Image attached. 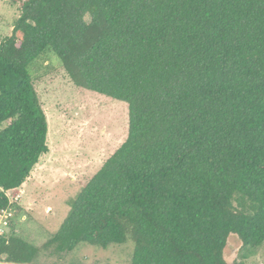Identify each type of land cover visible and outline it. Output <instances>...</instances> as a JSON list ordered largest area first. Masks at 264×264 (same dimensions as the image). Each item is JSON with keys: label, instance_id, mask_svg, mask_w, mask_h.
Here are the masks:
<instances>
[{"label": "trees", "instance_id": "16d2710c", "mask_svg": "<svg viewBox=\"0 0 264 264\" xmlns=\"http://www.w3.org/2000/svg\"><path fill=\"white\" fill-rule=\"evenodd\" d=\"M9 1L19 14L0 41V210L49 152L31 70L41 58L125 102L128 127L42 245L16 234L13 204L0 264H72L81 243L128 241L130 264H241L234 253L264 243V0Z\"/></svg>", "mask_w": 264, "mask_h": 264}, {"label": "rangeland", "instance_id": "374dc122", "mask_svg": "<svg viewBox=\"0 0 264 264\" xmlns=\"http://www.w3.org/2000/svg\"><path fill=\"white\" fill-rule=\"evenodd\" d=\"M18 14L16 5L0 0V41L11 33ZM31 70L39 78L38 92L49 123V152L36 166L43 168L21 187L24 190L15 230L23 238L31 235L42 241L58 229L68 214L67 202L79 192L81 182L95 173L126 138L128 106L123 101L77 88L53 54L38 60ZM230 237L234 250H238L237 235ZM263 247L240 250L238 262L264 264ZM133 249L132 241L107 248L81 243L64 261L130 264ZM228 260L231 262L232 258Z\"/></svg>", "mask_w": 264, "mask_h": 264}, {"label": "built area", "instance_id": "2783aa9c", "mask_svg": "<svg viewBox=\"0 0 264 264\" xmlns=\"http://www.w3.org/2000/svg\"><path fill=\"white\" fill-rule=\"evenodd\" d=\"M6 195L8 197V206L0 210V237L7 234L10 230V225L14 217L13 204L20 201L23 189L21 186L18 188L7 190Z\"/></svg>", "mask_w": 264, "mask_h": 264}, {"label": "crops", "instance_id": "0c3cea01", "mask_svg": "<svg viewBox=\"0 0 264 264\" xmlns=\"http://www.w3.org/2000/svg\"><path fill=\"white\" fill-rule=\"evenodd\" d=\"M41 166H39V167H35L34 168V170L31 172V174L29 175V177L26 179V181L21 185V187H24L31 179H33V176H34V172H36V171H38L39 169H42L43 167H41ZM24 190V189H23ZM50 236V235H49ZM49 236H47V238H45V239H43L42 241H37V240H35V237H31V235L30 236H28V238L26 239V238H24V239H26L27 241H29V242H31L32 244H34L35 246H40V245H42L48 238H49ZM261 246H264V245H261ZM264 248V247H263ZM235 254V257H237V252L236 253H234ZM68 256V255H67ZM72 261V260H71Z\"/></svg>", "mask_w": 264, "mask_h": 264}]
</instances>
